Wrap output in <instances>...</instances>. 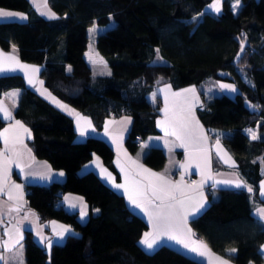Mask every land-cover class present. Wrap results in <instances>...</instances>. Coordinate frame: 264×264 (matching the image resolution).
I'll list each match as a JSON object with an SVG mask.
<instances>
[{
    "label": "trees",
    "instance_id": "trees-1",
    "mask_svg": "<svg viewBox=\"0 0 264 264\" xmlns=\"http://www.w3.org/2000/svg\"><path fill=\"white\" fill-rule=\"evenodd\" d=\"M209 1L48 0L58 16L46 18L29 0H0V6L27 13L24 21L0 20V46L7 49L14 44L21 59L41 64L44 84L62 100L79 95L81 110L96 124L109 114H131L124 142L132 152L141 138L157 130L154 120L160 103L147 96L153 85L169 81L178 87L207 77L235 83V94L204 98L197 114L207 128L225 130L223 141L251 191L223 186L212 197L208 189V204L188 222L214 251L235 263H261L264 221L251 210L253 199L264 202L258 192L264 174V0H240L236 12L230 0H222L220 11L199 15ZM111 18L114 23L95 35V45L110 72L95 75L84 57L88 28ZM14 86L21 88L14 114L31 128L28 142L33 152L66 172L62 181L27 184L26 203L41 220L57 218L77 232L53 243L46 252L27 230L25 264H205L167 243L145 249L140 237L147 220L95 170L79 172L92 152L111 164V145L94 135L76 139L69 114L27 86L20 73L0 75V94ZM244 126H256L257 137L250 138ZM165 158L158 145L150 146L142 157L155 168ZM65 191L84 196L89 206L84 222L75 212L55 204Z\"/></svg>",
    "mask_w": 264,
    "mask_h": 264
},
{
    "label": "crops",
    "instance_id": "crops-1",
    "mask_svg": "<svg viewBox=\"0 0 264 264\" xmlns=\"http://www.w3.org/2000/svg\"><path fill=\"white\" fill-rule=\"evenodd\" d=\"M29 1L40 15L50 18V13H55V17L58 16L48 0ZM0 9L20 13L23 16V18L0 16V20L27 19V13L23 10L3 6H0ZM84 57L91 65L92 72L97 68L96 73L93 74L110 72L106 67L108 64L105 58L95 45V37L89 39ZM0 65L6 69H15L0 72V75L20 73L27 86L69 114L73 120L76 139L94 135L103 138L111 145L114 151L111 164L105 163L98 153L92 152L91 157L80 166L79 172L95 170L124 196L127 205L133 211L147 220L148 227L143 230L140 243L142 239L154 240L155 243L151 249L141 243L145 249L152 250L161 243H167L205 264H220L221 259H229L228 264L235 263L230 257L214 251L188 222L189 218L198 214L208 204L209 185H212L210 191L212 197H216L218 188L223 186L236 187L239 183L242 188L251 189L238 169V162L233 152L223 141L222 135L225 130L216 127L207 128L197 114V107L203 105L204 98L222 92L235 94L238 91L235 83L207 77L198 84L178 87L173 86L169 81H161L153 85L147 96L152 102L160 103V112L154 120L157 130L141 138L138 147L132 152L124 142L131 127V114H109L103 118L101 124H96L91 115L81 110L79 95H72L68 100L59 98L44 84L40 76L42 65L21 59L14 44L7 49L0 46ZM19 65L27 67L21 68ZM33 68L38 71H33ZM99 68L102 70L100 71ZM210 78L216 79L220 91L217 90L215 82L209 84L212 81ZM221 84L233 85L236 91L221 88ZM211 86L215 87L211 88ZM190 88H195V93L184 91ZM20 92L21 88L14 86L3 90L0 94V109H3L0 111V257H2L0 264H25L23 238L27 230L46 252L51 249L49 242L52 246L53 243L63 242L68 234H77L68 222L57 218L41 220L37 211L26 203L27 184L62 181L66 172L63 168L53 167L46 158L39 157L33 152L28 142L32 134L31 128L14 114ZM6 112L11 113V119L5 118ZM17 121L20 124H17ZM5 129L8 131L5 132ZM243 130L250 138H253L252 133H255L256 137L258 135L256 126H244ZM153 145L161 146L166 154L165 162L159 168L148 165L142 159L147 149ZM145 169L149 171L146 172ZM261 172L264 173L263 164ZM150 173H157L168 182L165 185L167 192H161L158 196L153 194L152 187L164 181L151 176ZM116 185L123 187L117 188ZM258 192L264 198L260 186ZM169 193L175 199H169ZM130 196L140 207L132 203ZM169 204L174 205L171 209L172 216L168 226L162 227L157 217L160 213L167 214ZM60 205L66 210L75 212L81 222H84L89 215L88 203L81 193L62 192ZM257 208H264V202L253 199L251 211L261 219L256 213ZM145 233L150 235L145 237ZM260 249L264 255V240ZM218 257L220 259H217ZM247 264H264V261L261 263L248 261Z\"/></svg>",
    "mask_w": 264,
    "mask_h": 264
},
{
    "label": "snow or ice",
    "instance_id": "snow-or-ice-1",
    "mask_svg": "<svg viewBox=\"0 0 264 264\" xmlns=\"http://www.w3.org/2000/svg\"><path fill=\"white\" fill-rule=\"evenodd\" d=\"M217 3H218V0H217ZM237 3H239V0H237ZM219 10H220L219 7H217V8H216V11H219ZM0 16H4V17L20 16L21 18H23L22 14H20V13H15V12H10V11H5V10H3V9H0ZM50 18H55V13H50ZM95 30H96L95 28H92V29H90L89 31H90V32H94ZM244 50H245V48H244V43L241 42L240 53H243ZM158 51H159V50H157V52H158ZM240 53L237 54V59H239ZM158 58H159V57H158ZM17 63H18V62H17ZM19 67H21V68H25V67H27V66H26V65H19ZM6 70H15V69H11V68H10V69H6L3 65H0V72L6 71ZM32 70H33V71H38V69H36V68H33ZM69 70H70V69H69ZM29 83H31V80H29ZM220 87H221V88H224V89H230L231 91H236L235 87H234L233 85H230V84H221ZM184 91L195 93V88L185 89ZM174 95H179V93H174ZM153 96L155 97V93L153 94ZM62 107H66V106H63V105H62ZM0 111H3V109H0ZM5 118H7V119H11V118H12V117H11V113L6 112V113H5ZM16 123H17V124H20L19 121H17ZM21 127H23V126L21 125ZM7 131H8V130L5 129V132H7ZM25 131H27V129H25ZM249 131H251V130H249ZM83 134H84V133L82 132L81 135H83ZM252 137H253V139L256 138L255 133H252ZM178 138H179V137H178ZM5 143H7V140L5 141ZM145 171L148 172L149 170L145 169ZM61 175H63V173H61ZM150 175H151V176H154V177H157V178H158L159 180H161V181H164V178L161 177V176H159L157 173H150ZM167 183H168L167 181H164V182H163L162 184H160V185H154V186L152 187L153 194L156 195V196H158V194L161 193V192H167L168 189L165 187V185H166ZM241 186H242V185L239 184V183L236 184V187H237V188H239V187H241ZM116 187H117V188H120V187H123V185H116ZM249 191H251V189H249ZM262 194H264V193H262ZM129 199L132 200V197L130 196ZM169 199H175V197H174V196H171L170 193H169ZM132 203L136 204V207H140V205L137 204L135 200H132ZM73 207H75V205H73ZM168 208H169V211L167 212V214H165V213H160V214H158V217H157L158 220L161 222V226H162V227H167V226H168V221L170 220V218H171V216H172L171 209L174 208V205L169 204V205H168ZM256 213L259 215V217H260L261 219H264V208H257V209H256ZM83 215H84V214L82 213V218H83ZM65 231H68V229H65ZM149 235H150L149 233H145V237H148ZM141 243H142V244H146L147 247H148L149 249H151V248L153 247V244L155 243V241H154V240L149 241L148 239H142V240H141ZM49 247H51V242H49ZM192 250L195 251L196 249H192ZM231 251H232V252H235L236 249H232ZM200 254L203 255V253H200ZM0 258H2V257H0ZM217 259H220V258L218 257ZM220 264H228V262H227L226 260H222V259H221V260H220Z\"/></svg>",
    "mask_w": 264,
    "mask_h": 264
},
{
    "label": "rangeland",
    "instance_id": "rangeland-1",
    "mask_svg": "<svg viewBox=\"0 0 264 264\" xmlns=\"http://www.w3.org/2000/svg\"><path fill=\"white\" fill-rule=\"evenodd\" d=\"M221 2H222V0H218V3H217V0H211V1H209L208 3H206L204 6H203V8L201 9V11H200V14L199 15H201L204 11H212V12H218V11H216V8L217 7H219V9H221ZM230 2H231V6H232V9L236 12V11H238V9H239V6H240V0H239V3H237V0H230ZM220 11V10H219ZM198 15V16H199ZM196 17H197V15H196ZM114 23V20H113V18H111L106 24H102V25H100V24H97V23H94V24H91L90 26H89V28H88V31L90 30V29H92V28H95L96 30L94 31V32H90L89 31V36H90V38H94L95 37V35H96V33L98 32V31H101V30H103V29H105L107 26H110V25H112ZM106 67L107 68H109V70H110V67H108V65H106ZM97 69V68H96ZM95 68H94V70H93V72L94 73H96V70ZM99 70L101 71L102 69L101 68H99ZM210 80H212L209 84H213L214 82L217 84V82H216V79H214V78H210ZM209 82V81H208ZM213 87H215V86H213ZM212 86H211V88H213ZM203 88H207V87H205V86H203ZM209 89V88H208ZM220 88H219V85L217 84V90L218 91H220L219 90ZM259 186H260V190L264 193V175L261 177V179L259 180ZM227 260V259H226ZM229 261V259L227 260V262ZM230 264H235V263H230Z\"/></svg>",
    "mask_w": 264,
    "mask_h": 264
},
{
    "label": "built area",
    "instance_id": "built-area-1",
    "mask_svg": "<svg viewBox=\"0 0 264 264\" xmlns=\"http://www.w3.org/2000/svg\"><path fill=\"white\" fill-rule=\"evenodd\" d=\"M135 139L138 140L139 137L136 136ZM211 189H212V185H209V190H211ZM60 193L62 194V192H60ZM60 203H61V195L59 197H57L55 200V204L59 205Z\"/></svg>",
    "mask_w": 264,
    "mask_h": 264
}]
</instances>
